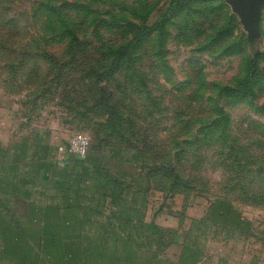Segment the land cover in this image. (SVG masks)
<instances>
[{"label":"rangeland","instance_id":"374dc122","mask_svg":"<svg viewBox=\"0 0 264 264\" xmlns=\"http://www.w3.org/2000/svg\"><path fill=\"white\" fill-rule=\"evenodd\" d=\"M0 90L240 214L264 262V10L252 48L224 0H0Z\"/></svg>","mask_w":264,"mask_h":264},{"label":"crops","instance_id":"0c3cea01","mask_svg":"<svg viewBox=\"0 0 264 264\" xmlns=\"http://www.w3.org/2000/svg\"><path fill=\"white\" fill-rule=\"evenodd\" d=\"M45 116L0 90V264H264L240 214L140 154L62 158L70 133Z\"/></svg>","mask_w":264,"mask_h":264},{"label":"water","instance_id":"95a60500","mask_svg":"<svg viewBox=\"0 0 264 264\" xmlns=\"http://www.w3.org/2000/svg\"><path fill=\"white\" fill-rule=\"evenodd\" d=\"M235 13L248 34V40L253 48L261 37V22L264 10V0H224Z\"/></svg>","mask_w":264,"mask_h":264},{"label":"built area","instance_id":"2783aa9c","mask_svg":"<svg viewBox=\"0 0 264 264\" xmlns=\"http://www.w3.org/2000/svg\"><path fill=\"white\" fill-rule=\"evenodd\" d=\"M62 158L85 161L89 157L90 143L88 138L81 133L72 135L69 140L58 148Z\"/></svg>","mask_w":264,"mask_h":264},{"label":"trees","instance_id":"16d2710c","mask_svg":"<svg viewBox=\"0 0 264 264\" xmlns=\"http://www.w3.org/2000/svg\"><path fill=\"white\" fill-rule=\"evenodd\" d=\"M89 158V157H88Z\"/></svg>","mask_w":264,"mask_h":264}]
</instances>
